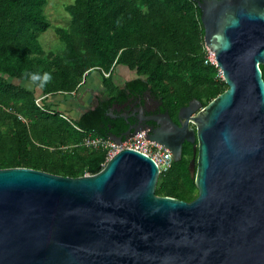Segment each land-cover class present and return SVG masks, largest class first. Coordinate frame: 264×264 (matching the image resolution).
<instances>
[{
	"label": "water",
	"instance_id": "obj_1",
	"mask_svg": "<svg viewBox=\"0 0 264 264\" xmlns=\"http://www.w3.org/2000/svg\"><path fill=\"white\" fill-rule=\"evenodd\" d=\"M198 7L227 89L145 131L173 162L192 145L197 197L156 195V163L128 148L76 178L0 169V264H264V0Z\"/></svg>",
	"mask_w": 264,
	"mask_h": 264
},
{
	"label": "trees",
	"instance_id": "obj_2",
	"mask_svg": "<svg viewBox=\"0 0 264 264\" xmlns=\"http://www.w3.org/2000/svg\"><path fill=\"white\" fill-rule=\"evenodd\" d=\"M199 1L74 0L62 6L68 25L53 26L47 0H0V169L72 178L96 174L107 150L84 143L109 138V124L124 127L108 113L125 101L127 90L149 91L173 119L191 100L206 106L224 92L227 86L208 60ZM48 29L62 45L58 50H45L40 43ZM117 66L136 79L116 85ZM260 70L264 80V66ZM90 71L101 73L103 91L78 121L38 101L36 91L47 97L76 92ZM45 72L52 80L42 89L25 76ZM191 157L188 144L181 160L159 176L156 195L187 202L197 197Z\"/></svg>",
	"mask_w": 264,
	"mask_h": 264
},
{
	"label": "flooded vegetation",
	"instance_id": "obj_3",
	"mask_svg": "<svg viewBox=\"0 0 264 264\" xmlns=\"http://www.w3.org/2000/svg\"><path fill=\"white\" fill-rule=\"evenodd\" d=\"M126 78L125 83L135 80L136 76L132 73H128ZM125 83H123V85L120 87H124ZM126 94L127 98L125 101L120 105H114L108 113L112 119L121 121V126H124L122 129H119L120 126L117 127L118 125L109 124L110 130L108 133L110 136L122 137V141H124L134 134L133 129L127 133L128 129L132 126L135 128H142L147 133L159 129L161 125L149 119L167 112L163 110L164 107L162 106L161 101L155 98V96H152L149 91H145L143 93H134L127 90ZM170 118L174 123L178 124L177 117L176 119H173L170 116ZM124 135H127V137ZM188 144L190 143L184 142L182 149Z\"/></svg>",
	"mask_w": 264,
	"mask_h": 264
},
{
	"label": "crops",
	"instance_id": "obj_4",
	"mask_svg": "<svg viewBox=\"0 0 264 264\" xmlns=\"http://www.w3.org/2000/svg\"><path fill=\"white\" fill-rule=\"evenodd\" d=\"M94 74L90 76L91 73ZM129 72L122 66H117L114 69L112 80L113 82L121 86L126 81L127 74ZM83 81L81 82L80 86L71 94H58L54 96H43L40 91H36L35 95L38 97V100H43L50 108L60 114H65L67 118H69L72 122H76L79 120L81 115L88 112L92 109L95 105V99L97 96L101 95L102 89V77L101 73L96 71H90L89 73L86 72ZM126 78V79H125ZM90 98L92 99L91 101ZM113 108V107H112ZM66 118V117H64ZM100 138V137H96ZM96 138H89L88 140H93ZM109 139V138H103ZM85 145V144H84ZM94 148H102L107 150L104 147H94ZM107 157V154H106Z\"/></svg>",
	"mask_w": 264,
	"mask_h": 264
},
{
	"label": "built area",
	"instance_id": "obj_5",
	"mask_svg": "<svg viewBox=\"0 0 264 264\" xmlns=\"http://www.w3.org/2000/svg\"><path fill=\"white\" fill-rule=\"evenodd\" d=\"M108 77V73H103ZM39 101V100H38ZM86 146L104 147L108 149L106 162L117 152L128 148L138 151L147 157L151 158L157 165L159 176L166 173L172 164V155L170 151L163 148L161 145L146 139V132L139 131L134 133L131 137L122 141L121 144H116L110 139L96 138L88 140L84 143Z\"/></svg>",
	"mask_w": 264,
	"mask_h": 264
},
{
	"label": "rangeland",
	"instance_id": "obj_6",
	"mask_svg": "<svg viewBox=\"0 0 264 264\" xmlns=\"http://www.w3.org/2000/svg\"><path fill=\"white\" fill-rule=\"evenodd\" d=\"M73 1L74 0H47V4L45 6V12L53 26L68 25L70 17L62 10V6L64 4L72 3ZM40 43L45 50H58L62 46L58 41L57 37L55 36L54 32L52 31V29H48L45 33H43L40 36ZM207 52H208V60L212 64H215L213 55L208 50ZM93 74L94 72L91 73L90 76H92ZM219 76L222 79L221 74ZM91 100L92 99L90 98V100L88 101Z\"/></svg>",
	"mask_w": 264,
	"mask_h": 264
},
{
	"label": "clouds",
	"instance_id": "obj_7",
	"mask_svg": "<svg viewBox=\"0 0 264 264\" xmlns=\"http://www.w3.org/2000/svg\"><path fill=\"white\" fill-rule=\"evenodd\" d=\"M25 76L30 84H34L41 89L52 80V75L50 72H45L42 75L39 73H26Z\"/></svg>",
	"mask_w": 264,
	"mask_h": 264
},
{
	"label": "bare ground",
	"instance_id": "obj_8",
	"mask_svg": "<svg viewBox=\"0 0 264 264\" xmlns=\"http://www.w3.org/2000/svg\"><path fill=\"white\" fill-rule=\"evenodd\" d=\"M211 54L213 55V53L211 52ZM213 58H214V55H213ZM214 61H215V59H214ZM215 64H216V62H215Z\"/></svg>",
	"mask_w": 264,
	"mask_h": 264
}]
</instances>
